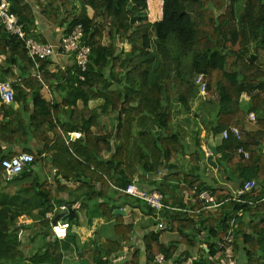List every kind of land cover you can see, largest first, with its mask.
<instances>
[{
	"label": "trees",
	"instance_id": "16d2710c",
	"mask_svg": "<svg viewBox=\"0 0 264 264\" xmlns=\"http://www.w3.org/2000/svg\"><path fill=\"white\" fill-rule=\"evenodd\" d=\"M10 1L28 33L42 42L47 40L36 32V10L63 28L64 35L82 24V41L91 52L84 81L76 63L73 73H51L48 59L40 60L37 68L24 41L0 24V59H4L0 81H10L15 91L11 104L3 103L0 96V263H62L61 244L68 245L71 235L56 238L47 213L62 206L71 208L83 197L64 199L61 194L68 188L63 179L79 181L84 196L103 198V214L121 221L116 232L122 231L123 237L111 242L104 253L102 248L96 250V264H113L114 253L123 250L122 241L130 239L133 223L125 225L108 198L111 188L122 191L132 182L153 185L142 186L159 189L167 205L187 209L164 210V230L179 232L180 242L195 247L203 241L209 255L217 252L214 260L202 254L194 264H223L228 250L239 257L236 264H264V149L260 148L264 140V0H163V16L155 21L149 19L148 0H35V5ZM150 2L152 11L160 13L162 0ZM118 42L130 45V55L124 57L126 49ZM254 46L257 59L251 63ZM201 75L207 83L204 97L197 83ZM61 79L69 81L68 97L59 103L46 101L41 95L43 85ZM99 100L100 106L90 107L91 101ZM98 110L115 117L111 131H100ZM61 114L67 119H61ZM184 114L189 125L193 116L200 117L201 125L183 127L175 119ZM233 126L240 129L241 138L223 139V131ZM202 127L205 138L217 148L216 167L224 175L222 180L207 176L211 168ZM75 131L82 137L69 141V133ZM32 139L41 146L37 151ZM16 148L35 159L5 181L4 161L22 153ZM239 149L253 154L247 163ZM187 155L193 164L190 170L177 168ZM39 161L45 169L50 164L56 170L55 183L34 171ZM247 180H255L254 189L234 199ZM9 185L14 189L9 191ZM205 190L219 204L214 212L208 211L200 196ZM148 207L157 225V214ZM25 217L34 220L30 226L37 228L44 241L27 254L19 239V231L27 228L20 225ZM67 220L72 228L78 217ZM164 230H152L145 237L147 264L155 252L164 253L168 260L190 256L183 253L176 259L178 247L160 241ZM206 248L202 252L207 253ZM122 264H140V259Z\"/></svg>",
	"mask_w": 264,
	"mask_h": 264
},
{
	"label": "crops",
	"instance_id": "0c3cea01",
	"mask_svg": "<svg viewBox=\"0 0 264 264\" xmlns=\"http://www.w3.org/2000/svg\"><path fill=\"white\" fill-rule=\"evenodd\" d=\"M26 1H29L33 4L35 3V0H26ZM161 16H163V11ZM36 18H37L36 32L44 35L47 42L52 43L56 46V52L52 57L48 59V62L50 63V65L48 66L49 72L56 73V72L70 71V73H73L75 66L74 56L63 54L62 51L60 50V44L65 34L64 29L50 23L44 16H42V14L38 10H36ZM3 60L4 59H0L1 62H3ZM57 85H60V87L58 88ZM68 85H69V81L67 79L65 80L61 79L59 81L53 80L51 81L50 84L45 83L43 85V88L41 90V95L46 101H53L55 103L62 102L64 98L68 97L67 96L69 94ZM30 102L32 104V109H34V101H30ZM79 103L82 104V100H80ZM101 103L102 100L91 101L90 107L95 108L97 106H100ZM97 112L101 119V123L98 125L99 127L101 126L100 131L101 132L111 131L115 124V117L105 114L100 110H98ZM61 119H67V115L61 114ZM193 119L194 121L199 120V124L197 126L201 125L200 117H196ZM175 120L179 122V124H181L183 127L189 129L187 126L189 125L190 122H188L189 120L186 114H184V116H182L181 118L179 119L177 118ZM34 122H36V120H34ZM205 135H206V130L202 127L203 140L205 138ZM188 138L189 137H187V139ZM190 139L188 141H190ZM203 144H204L203 148L206 151V155L209 157L210 156L208 151L209 145L213 147L214 144H210L209 141L208 142L205 141L203 142ZM31 145L34 147L36 151L39 149V147H41L38 145L36 139H32ZM260 148L264 149V140ZM16 150L23 152V148H16ZM43 154L45 157H47L46 152H44ZM216 156L217 155H215L213 158L215 162H216ZM186 157L189 158L188 155ZM207 162L209 161L207 160ZM43 165L45 164L39 161L38 164L35 165L34 171L38 175H40L43 180L47 178L49 181L54 182L56 178L55 175L56 170H53L50 164H47L48 169H45ZM176 166L177 168L182 170L183 169L187 170L186 168L190 167L185 157L182 158L181 161H179ZM210 167L216 169L215 165L210 164ZM215 171H217V169ZM207 176L208 178L213 177L211 171L207 172ZM215 177H217V175H215ZM62 182L68 188L66 192H63L61 194L64 199L73 200L77 196V194H80L83 197L81 198L80 201L74 204L73 207H71L75 210L76 216L78 217V221L70 229V235H71L69 238L70 243L68 245L61 244V251H62L61 253L63 256L61 264H78V262L83 257L89 261V264H96L95 251L98 250L99 248H102L101 252L104 253L107 251L109 246L112 245L111 242L117 241L119 238L123 237L122 231H120L122 229L118 230L120 231V233L116 232V225L121 221H119V219L117 218L114 219L109 218L108 216L103 214L104 211L103 208L101 207V204L105 201L103 198H99V197L92 198V195L84 196L85 190L79 189L80 187L79 181H66L62 179ZM171 184H176V182H171ZM142 185H145L146 187H151V186L155 187L147 183ZM108 199H110L109 200L110 205L111 206L114 205L116 207L114 211L116 209H123L126 211L125 215L121 214L124 217L122 218V221L125 225L133 223V231L129 235L130 239L128 241H122V244L124 246L123 250L121 252L116 251L115 253H117V256H115L114 253L112 257L113 259L112 263L122 264L126 261H132V259L134 260V258L138 256L140 259V264H147L148 260L146 255L147 249L145 246L146 245L145 237L156 226V224H153L152 222L153 216L149 214L150 208L136 201L134 198L126 196L122 191H118L113 188H111L109 192ZM37 211L38 210H36V212ZM21 221L22 223L25 221L24 224L20 222L21 226H26L27 230L33 229V227H31L30 225H32L34 220L23 218ZM156 221L157 223H159L160 219H158L157 217ZM33 230L34 233L38 232L37 228ZM30 238L31 241L34 242V243L31 242L30 245H33L37 248L43 246L44 241L37 234H34ZM19 239L21 240V238ZM160 241L162 243L167 244L169 247L172 245H176L178 247L177 253L175 255L176 259L181 258L183 253H189L190 256H194L195 258L201 257L202 254H204L205 258H209L212 260L216 258V257H211L209 255V248L205 243H203V241L201 240L197 241L196 247L192 244L188 245L182 243L180 242L181 236L179 232L172 231L170 228L160 233ZM203 248L207 249L206 256L205 253L202 252ZM81 253H83V255H81Z\"/></svg>",
	"mask_w": 264,
	"mask_h": 264
},
{
	"label": "built area",
	"instance_id": "2783aa9c",
	"mask_svg": "<svg viewBox=\"0 0 264 264\" xmlns=\"http://www.w3.org/2000/svg\"><path fill=\"white\" fill-rule=\"evenodd\" d=\"M0 24L3 25L6 31L12 35L16 36L18 39L24 41L25 46L28 50L29 56L36 62V67H39L40 60H47L54 55L56 52V46L49 42H42L34 36L29 34L25 28L23 22H21L19 16L12 10V3L10 0H0ZM84 37V27L82 24L75 25L72 32L68 35H64L60 44V50L63 54L74 56L75 63L81 69L82 73L79 78L84 81L86 79L85 72L88 70L89 56L91 49L89 46L83 44ZM197 83L201 85V94L206 95L207 83L204 81L203 76H199ZM0 96L3 103L11 104L15 100V91L10 81L2 82L0 81ZM250 119L255 120L256 114L252 112L250 114ZM231 136L237 139L241 138L240 129L236 126L227 128L222 133V138L227 140ZM82 137L81 132H71L69 133V141H75ZM239 154L244 156V160L249 161L252 157L250 151H244L239 149ZM35 159L34 155L30 153L22 152L19 155L13 157L11 160L4 161L5 171L2 177L5 181L11 180L16 177L21 171H23L26 166H28ZM163 170L159 172L158 178L163 176ZM256 186L255 180L244 181L235 192L234 199L240 200L241 197L249 192H251ZM122 192L131 195L135 198L145 201L148 206L154 209L158 215L160 222L153 228L154 232H160L164 230L165 218L163 217V211L166 209H176L187 211V209L175 208L165 203L164 194L157 188L147 189L136 182L130 183ZM201 198L206 202V208L208 211L214 212L219 204L216 202L213 194L205 190L201 193ZM246 202V200H245ZM65 207L59 208L63 210ZM57 208L52 212L47 213V217L52 220L51 227L53 234L59 240H65L68 238L71 223L67 219L54 221L55 216L58 211ZM238 211L237 213H239ZM194 256H184L182 261H177L175 259L168 260L166 255L162 252H155L154 259L151 264H194Z\"/></svg>",
	"mask_w": 264,
	"mask_h": 264
},
{
	"label": "rangeland",
	"instance_id": "374dc122",
	"mask_svg": "<svg viewBox=\"0 0 264 264\" xmlns=\"http://www.w3.org/2000/svg\"><path fill=\"white\" fill-rule=\"evenodd\" d=\"M148 2H149V19L151 20V21H155V20H159V19H161V15H162V11H163V0H162V8H161V11H160V13H159V11L158 12H153L152 11V7H151V2H150V0H148ZM118 45L120 46V47H125V55H124V57L126 56V55H130V53H131V47H130V45L129 44H127V43H124V44H122L121 42H118ZM202 96H203V94H202ZM204 97V96H203ZM246 98H247V96H246ZM195 109H197V108H195ZM194 115H195V110H194ZM193 118H196V116H193ZM192 118V123H191V125H188L187 127L189 128V129H195V128H197V125L199 124V120H195L194 121V119ZM181 121V120H180ZM252 121V120H251ZM254 121V120H253ZM200 122H201V119H200ZM201 130V129H200ZM200 134H201V136H202V131H200ZM191 137L189 136V138H188V140L190 139ZM191 140V139H190ZM208 142L209 140H207V138H204V140H203V142ZM208 149V148H207ZM208 151H209V155H211V150L210 149H208ZM207 156V155H206ZM253 156V155H252ZM186 158V160H187V162L189 163V165H190V167L189 168H186L187 170L188 169H190L192 166H193V164H192V162L190 161V159L188 158V157H185ZM208 156H207V160H208ZM252 158V157H251ZM248 159H246V160H244V162H248L247 161ZM211 168V167H210ZM216 169H217V167H215ZM216 169H213V168H211L209 171H211V174H212V176H213V178L214 179H216V178H221V180L224 178V175H222V173L221 172H219L218 170L217 171H215ZM215 175H217V177H215ZM223 177V178H222ZM212 179V178H211ZM235 186V185H234ZM234 188H236V187H234ZM7 189L9 190V191H11V190H13L14 189V185H12V186H8L7 187ZM25 218H28V217H25ZM29 220H31L30 218H28ZM25 223V221L22 223V224H24ZM34 234H36V232L34 233V230L32 229H21L20 231H19V238H21V242H22V248H23V250H24V252L27 254V253H30V252H33V251H35V250H37L38 248L37 247H35V246H33V245H30V243L32 242L31 241V236H33ZM32 243H34V242H32ZM222 249H225V246H222ZM227 251V250H226ZM212 253V252H211ZM206 254L207 253H205V256H206ZM226 255H227V259H225V261L223 262V264H236L237 262V260L236 259H238L239 257L238 256H234L233 255V253L230 251V250H228L226 253H225ZM210 256L211 257H216L217 256V252H215V253H212V254H210ZM230 258H232V260H233V262L232 263H230V261L228 260V259H230ZM1 264V263H0Z\"/></svg>",
	"mask_w": 264,
	"mask_h": 264
},
{
	"label": "water",
	"instance_id": "95a60500",
	"mask_svg": "<svg viewBox=\"0 0 264 264\" xmlns=\"http://www.w3.org/2000/svg\"><path fill=\"white\" fill-rule=\"evenodd\" d=\"M257 59V48L254 46L253 47V53L252 55L250 56L249 58V61L251 63H254ZM112 147H113V150H115V143H114V140L112 141ZM209 149L211 150V155L209 156L208 158V161L211 165H215L217 166L216 162L213 160L214 156L217 155V148L216 146L214 145L213 147L209 145ZM114 213L116 214H123L125 215L126 214V211L123 210V209H116L114 211ZM76 216V212L73 208H64L62 211H60V213H58L56 215V217L54 218V221H57V220H63V219H67V218H70V217H75ZM81 255H83V253H81ZM89 264V261L86 259V258H82L78 264Z\"/></svg>",
	"mask_w": 264,
	"mask_h": 264
},
{
	"label": "clouds",
	"instance_id": "9594fccd",
	"mask_svg": "<svg viewBox=\"0 0 264 264\" xmlns=\"http://www.w3.org/2000/svg\"><path fill=\"white\" fill-rule=\"evenodd\" d=\"M62 207H65V206H62ZM60 208H61V207H60ZM65 208H67V207H65ZM57 209H58V208H57ZM58 210H59V209H58ZM61 211H62V210H61ZM58 213H60V210L58 211ZM58 213H57V214H58ZM55 217H56V216H55ZM157 217H158V215H157ZM69 234H70V233H69Z\"/></svg>",
	"mask_w": 264,
	"mask_h": 264
}]
</instances>
